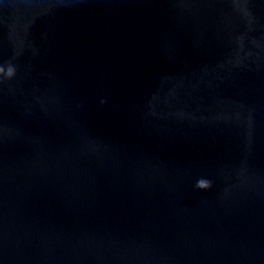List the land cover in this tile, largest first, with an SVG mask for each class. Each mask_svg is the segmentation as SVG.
I'll return each instance as SVG.
<instances>
[{"label": "water", "instance_id": "95a60500", "mask_svg": "<svg viewBox=\"0 0 264 264\" xmlns=\"http://www.w3.org/2000/svg\"><path fill=\"white\" fill-rule=\"evenodd\" d=\"M0 67V264H264V0H0Z\"/></svg>", "mask_w": 264, "mask_h": 264}, {"label": "clouds", "instance_id": "9594fccd", "mask_svg": "<svg viewBox=\"0 0 264 264\" xmlns=\"http://www.w3.org/2000/svg\"><path fill=\"white\" fill-rule=\"evenodd\" d=\"M0 72H4V68L0 67ZM15 69L12 66H9L7 68L6 76L11 77L14 75ZM197 187L198 188H208L210 187V182L208 180H199L197 182Z\"/></svg>", "mask_w": 264, "mask_h": 264}]
</instances>
